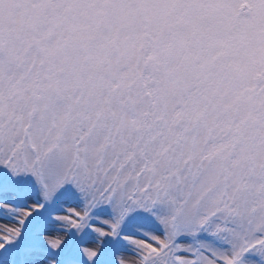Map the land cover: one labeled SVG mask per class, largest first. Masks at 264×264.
Segmentation results:
<instances>
[{
	"label": "snow or ice",
	"instance_id": "obj_1",
	"mask_svg": "<svg viewBox=\"0 0 264 264\" xmlns=\"http://www.w3.org/2000/svg\"><path fill=\"white\" fill-rule=\"evenodd\" d=\"M0 264H264V0H0Z\"/></svg>",
	"mask_w": 264,
	"mask_h": 264
}]
</instances>
